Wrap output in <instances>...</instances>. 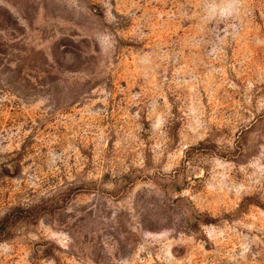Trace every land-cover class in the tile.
Returning <instances> with one entry per match:
<instances>
[{
    "label": "rangeland",
    "instance_id": "obj_1",
    "mask_svg": "<svg viewBox=\"0 0 264 264\" xmlns=\"http://www.w3.org/2000/svg\"><path fill=\"white\" fill-rule=\"evenodd\" d=\"M0 264H264V0H0Z\"/></svg>",
    "mask_w": 264,
    "mask_h": 264
}]
</instances>
